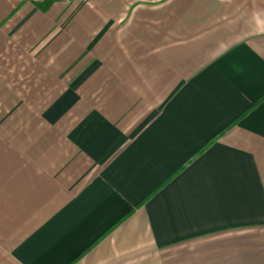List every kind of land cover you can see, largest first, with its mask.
<instances>
[{
  "label": "crops",
  "instance_id": "0c3cea01",
  "mask_svg": "<svg viewBox=\"0 0 264 264\" xmlns=\"http://www.w3.org/2000/svg\"><path fill=\"white\" fill-rule=\"evenodd\" d=\"M0 264H264V0H0Z\"/></svg>",
  "mask_w": 264,
  "mask_h": 264
},
{
  "label": "trees",
  "instance_id": "16d2710c",
  "mask_svg": "<svg viewBox=\"0 0 264 264\" xmlns=\"http://www.w3.org/2000/svg\"><path fill=\"white\" fill-rule=\"evenodd\" d=\"M49 2H46L44 5H48Z\"/></svg>",
  "mask_w": 264,
  "mask_h": 264
}]
</instances>
